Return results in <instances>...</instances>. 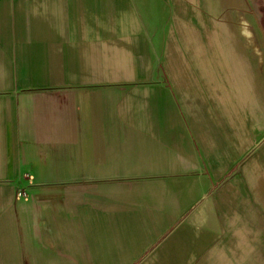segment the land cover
Here are the masks:
<instances>
[{
	"label": "crops",
	"instance_id": "crops-1",
	"mask_svg": "<svg viewBox=\"0 0 264 264\" xmlns=\"http://www.w3.org/2000/svg\"><path fill=\"white\" fill-rule=\"evenodd\" d=\"M201 1L0 0V264H264V56Z\"/></svg>",
	"mask_w": 264,
	"mask_h": 264
},
{
	"label": "rangeland",
	"instance_id": "rangeland-1",
	"mask_svg": "<svg viewBox=\"0 0 264 264\" xmlns=\"http://www.w3.org/2000/svg\"><path fill=\"white\" fill-rule=\"evenodd\" d=\"M227 1H229L231 5L228 4V7L225 6L219 10L217 14L218 23L214 22L212 17H209V19L205 16L196 17L194 20L192 19V21L197 24L198 30L189 33L187 36L189 38H200L202 41H207L203 44L200 50L202 53H217L225 56L231 55L233 57V69L235 73L240 76L246 75L248 71L246 54L249 53L255 59H258V56L252 53L253 51H251V48L242 47L244 41L236 30V27H238L239 23L244 20L248 22V28L249 30L251 29L250 31L253 34L255 44L261 52V57H263L264 0H239L240 2L238 0ZM201 2H203V5L204 0ZM225 21L234 26V29L228 24L222 25ZM263 59L264 58H262V60ZM262 60L260 61V70L261 75H264V61ZM250 101H253L252 94L250 95ZM254 111L258 113L255 108Z\"/></svg>",
	"mask_w": 264,
	"mask_h": 264
},
{
	"label": "bare ground",
	"instance_id": "bare-ground-1",
	"mask_svg": "<svg viewBox=\"0 0 264 264\" xmlns=\"http://www.w3.org/2000/svg\"><path fill=\"white\" fill-rule=\"evenodd\" d=\"M205 2H206V5L204 4V6H208L210 9H212L211 13L214 15H216V12L219 11L222 7L228 6V4L231 5V3L227 0L226 1L225 0H204V3ZM222 25H225V24H222ZM248 27H249L248 22L245 20L240 22L239 26L236 27V30L241 35L244 41L242 47L251 48V51H253L252 53L259 57L261 56V52L258 46L255 44L253 34L250 31L251 29L249 30Z\"/></svg>",
	"mask_w": 264,
	"mask_h": 264
}]
</instances>
